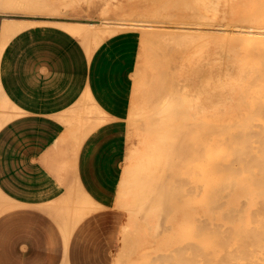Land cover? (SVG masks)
Returning a JSON list of instances; mask_svg holds the SVG:
<instances>
[{
    "label": "crops",
    "instance_id": "1",
    "mask_svg": "<svg viewBox=\"0 0 264 264\" xmlns=\"http://www.w3.org/2000/svg\"><path fill=\"white\" fill-rule=\"evenodd\" d=\"M17 1L58 9L55 1ZM32 17L0 22L10 26L0 49V264H207L206 234L177 232L175 216L169 231L126 233V212L115 207L140 32L114 31L88 45L57 25L24 27L43 18Z\"/></svg>",
    "mask_w": 264,
    "mask_h": 264
},
{
    "label": "rangeland",
    "instance_id": "2",
    "mask_svg": "<svg viewBox=\"0 0 264 264\" xmlns=\"http://www.w3.org/2000/svg\"><path fill=\"white\" fill-rule=\"evenodd\" d=\"M50 1H55L56 4L58 5V9H55V10H36L35 12L32 9V12H31L30 11L31 8L30 9H24L25 6L17 7L16 5L15 6L12 5L14 7L9 6L8 8H6V7H2V6H4L2 4V5H0V16H1L0 21H2L3 18H9V19H12L13 21H18V20H22V19H26V18H35V17H32V15H57V16H59L58 18H60V17L61 18L75 17V18H80L81 20L96 19L98 21V25L95 24L94 25L95 28L92 27L90 33H88L89 31H86V36L85 35L83 37H82V35L77 36L76 34H74L71 31L78 39H80L83 42H86L88 45L93 44V42H94V39L92 37H90L91 35H93L91 33H93V32L94 33L95 32L101 33L102 32L99 30L101 27H103L102 26L103 22L101 20L104 18H110L109 20H110L111 24L112 23L115 24L117 20L122 21L125 18H128L127 20L125 19L124 22H129L130 24H133V25L137 24V23L139 24L141 22L143 23L145 19L149 18L148 19L149 21L144 22V23H145V25L146 24L151 25V27H150L151 30L152 29H154L156 31L159 30V31H162L161 33H163V31H164V33H168L169 31L173 32V30L175 31V33H176V31H179V33H180V31H182L183 33H185L183 36H185L186 38H188L190 35V34L187 35L188 32L193 33L192 36L193 35L195 36V34L200 35V36L197 35L198 37L195 36V37H197L195 39V41H194L195 37L194 36L191 37V38H193V40L191 38L190 39L192 41H194V42H192L189 40V38H188V40L186 38H183V36L180 35L182 32L180 34L178 33L182 37H179L178 35L175 36L176 34H174V32H173V34H174L173 35V34H171L172 33L171 32L170 33L171 38H168L167 36L170 35L169 33H168L169 35L165 36V34H160V32H159V34L156 31L153 32V30L151 32V30L149 28V29H147V31L149 30L148 32L154 36H153V39H152V36L148 37L149 43L147 40V43H148L147 44L143 40V38L145 37L144 39L146 41L147 36H149L148 35L149 33H147V31H144L146 28L141 27V26H138L139 28H137V26H134L135 27L134 29H137L140 32L141 44H140V54H139V58H138V63L136 65V69H135V73H134V92H133L132 100L133 99L134 100L136 99V100L135 101L133 100V104H132L130 114H129V117L127 120L128 140H129V155H128V159H127V162H126L124 169H126L127 166L132 162L131 160L134 161V162H132V164L135 163L136 157L138 158L139 157L138 155L141 154L143 151L144 146H143L141 141H142V137L144 135V134L142 135V133L145 131L144 128L145 129L147 128V130H148V129H150V127H152L154 130V131L151 130L153 134H154V132L157 133L159 130L158 133L161 132L162 134L160 133V135L165 137L164 139L166 141L165 140L164 141L159 140V141H162V142H159V141H157L158 139L156 140V144L158 143L159 146L163 145L164 148H162L160 151L163 150L164 154L162 152H160L157 147H156V149H157L156 153L157 154L161 153V156L162 155L166 156V153H167V157H166L167 159L165 157L160 158V154H159L158 155L159 158L157 157L158 161L156 158H153V160L152 159L149 160L150 162L149 161L146 162V166L148 168V169L146 168V172L151 173V174L153 173V175L155 176V179L153 177L154 180L151 179V181H150V183H153L154 186H153V184L151 186L150 183L148 182V184H146L145 187H142L141 190H144V188H146V190H144L145 194L142 193L143 191L142 192L140 191V188H135V191H137L136 189H139V192H140L139 195H137L139 193L138 191L136 193V196H137L136 198H138V199H136V202L134 201V199H135L134 196H133V198L131 197L133 199V201H131V202L135 203V204H133V205L128 204V206L126 204L122 205V207L126 206V210L121 207L124 211H126V220H125V224L123 227V232H126V233L127 232H152V231L156 232L157 230L159 231V229H160V231H169L167 226L166 227H164V226L168 222L167 220L169 219V217L171 218L172 216H175L176 222H177V224H176V228H177L176 231L177 232L196 233L195 230L198 227V223L199 224L203 223L202 224V225H204L203 226L204 228L202 227L203 230L198 231L197 233L202 232V234H206V235H204V238H207V240H205L204 242L202 241V243H205V242L206 243H205V245L202 246V249H204V250L201 253L204 254L203 257H205V253H207V259H208L207 264H264V220H263L264 219V214H263L264 213V194H263L264 193V180H263L264 179V175H263L264 174V164H262V166L261 165L260 166L255 165V163H257V162H255L256 160L254 161L255 156H254V159L252 157V155L254 154L255 151L257 153H259L260 151L258 152V150H262L261 149L262 147L260 145L263 144L262 142L264 140V139L263 140L260 139L263 135V134L261 135L260 133L262 132V130L264 131V125H263L264 124V105H261L264 103V43L263 42L259 43L260 41H258V42L256 41L257 36H260V34H257L256 31L263 30V28H264V26H263L264 25L263 24L264 23V18H263V16H264V11H263L264 10L263 9L264 8V0H212L211 3H207L208 2L207 1L206 2L207 4L204 2L206 0H204V1L203 0H177V1L176 0H49V2ZM62 1H64V2H62ZM168 1H171V2H169V5H168ZM189 1L192 3V5H191V3H189V5H188L187 2H189ZM256 1H258V2L256 3ZM61 2H62V4L60 5ZM164 2L167 4L164 5L163 4ZM157 3H160V4H158L160 6H158ZM161 5L165 6V8H166L165 11L161 10L163 8V7H161ZM167 5L169 6V9H168ZM106 7L110 8V10H111L110 12H112V10L116 11V12H112L109 15H107L108 17H105L106 15H104L103 12H104V9ZM129 7H130V10H128ZM170 7H171V9H170ZM156 8H158V9H156ZM159 8L161 11L159 10ZM155 9H156V11H155ZM167 10L171 11V12H168ZM260 10H262V11H260ZM150 11H151V13H150ZM154 11L155 12L158 11L157 13H159V14L155 13ZM145 12H147V13H145ZM190 12H192V13H190ZM251 12H253L255 14L251 15L252 14ZM260 12L261 13L263 12V13L261 14ZM137 13H138V15H137ZM169 13H171V15ZM131 14H133V15L135 14L137 16L135 17V16H132ZM165 14L168 17H166ZM184 14L186 17H184ZM256 14L258 15L259 18L257 17ZM139 15H142V16L138 17ZM157 15H158V17H157ZM159 15H161V16L163 15V16L159 17ZM189 15L190 16L193 15L194 17L190 18ZM57 16H55V17H57ZM200 16H201V18H199ZM121 17H122V20L118 19ZM134 17L138 18V19H136L137 22L136 21L134 22V20H135ZM143 17H144V20H142ZM151 17H154V20L150 19ZM156 17H157V19H156ZM164 17H166V18H164ZM187 17H189V18H187ZM36 18H38V17H36ZM168 18H169V20H168ZM185 18L188 20V22L187 21L185 22V20H186ZM197 18H199V19H197ZM114 19L115 20L117 19V20L114 21ZM163 19H165V20H163ZM206 19L207 20L209 19L208 20L209 22ZM151 20H152V23L150 22ZM162 20L165 24L163 22H161ZM189 20H191V21L193 20L192 23H189ZM202 20L207 21L209 24L206 22H203ZM100 21L102 23H100ZM139 21H141V22H139ZM157 21H159V22L157 23ZM155 22H156V24H155ZM176 23H178L179 27ZM186 23H188V25ZM204 24H206V25H204ZM210 24H211V26H210ZM45 25H49V24H45ZM157 25L160 28H158ZM222 25H224V26L222 27ZM112 26L115 27V25H112ZM152 26H154V27L152 28ZM165 26H166L167 30H166ZM140 27L144 28V29H141ZM171 27H173V29ZM183 27H184V30H186L187 32L183 30ZM195 27H196L195 30H198V28L201 29V27H202L201 30H198L200 33L198 31H196V33H194L195 30L193 29L194 30L193 31L192 28H195ZM131 28H133V27H131ZM175 28H177V29H175ZM188 28H190V30ZM203 28L204 29L205 28L210 29L209 30L210 32H211V29L214 28V30L212 31V33L208 32V30H207V34L208 33H210V34H208V36L205 37L206 29L204 31ZM115 29H116V30H114L115 32L119 31V30H123V28L120 29L118 27H116ZM125 29H130V27H128V28L124 27V30ZM221 29H223L224 31ZM141 30H143V32ZM218 30H220V31L217 33L216 31H218ZM226 30H229V31H226ZM249 30H251L252 32H247ZM166 31H168V32H166ZM201 31L203 33H201ZM214 32L217 35L213 34ZM222 32H224V33H222ZM202 34H204V35H202ZM106 35L107 34H105V36ZM159 35H160V38L158 37ZM161 35H164V36H161ZM87 36H88L89 40H87ZM173 36H175V37H173ZM102 37H104V35ZM172 37H173V39H172ZM176 37L177 38L179 37L180 41L184 44L179 42L178 39H177L178 42L176 40H174V38L176 39ZM200 37L201 38L203 37V39L201 40ZM156 38H158L157 41H156ZM164 38H167V39H164ZM182 38H183V41H182ZM154 39L156 42H154ZM169 39H171V40L169 41ZM184 39H186V40H184ZM150 41H152V42H150ZM158 41H159V43H158ZM185 41H186V43H185ZM199 41H201L202 44L204 41L205 42L204 45L202 46L201 43L195 44V42H199ZM6 42H7V40L4 42V44ZM88 42H90V43H88ZM189 42L191 43L190 44L191 47H189V45H188ZM176 43H177V46H176ZM158 44H160V45L158 46ZM145 45H146V47H145ZM154 45H155V47H154ZM261 45H263L262 48H259ZM187 46H188V48H186ZM163 47H164V49H163ZM174 49H176V50H174ZM156 50H157V52H156ZM163 50H165V51H163ZM193 52H195L196 56L194 55ZM190 53H192V55ZM188 54H189V56H188ZM190 55L192 56V60H190L191 59ZM170 56H172V57H170ZM153 57H154V59H153ZM159 57H160V59H159ZM194 57H195V59H194ZM161 58H162V60H161ZM171 60H174V61H171ZM187 60H189L190 62L186 66V63L188 62ZM169 61L171 62L170 64H169ZM191 61H192V63H191ZM193 61H195L194 62L195 64L193 63ZM162 62H164V63H162ZM149 63L152 64L151 65L152 68L150 67ZM139 66H140V68L137 71V68ZM194 67H195V69H194ZM190 68H192V69H190ZM218 68H220V69L218 70ZM183 69L186 70L187 72H184ZM189 69L191 72L189 71ZM204 70H206V71L204 72ZM207 71H208V74H207ZM139 72H142L143 74L146 73V74L142 75V73L140 74ZM217 72H219V73H217ZM196 74H197V77L199 79V80H197V83L199 82V84H197L196 81H194L195 79H197V77H195ZM198 74H200V76ZM141 75H142V77L143 76L144 77L143 78L139 77ZM218 75H220V76L222 75V76L219 77ZM157 77H158V82L156 79ZM190 77L192 80L189 79ZM209 77H211V78H209ZM136 78L138 81L136 80ZM138 78L139 79L141 78L142 80L145 79L144 81H146V87H148L147 90H146L145 86H143V85L137 84V86H136V81H137V83H139V81H140ZM148 78H149V80H148ZM187 79L192 81L193 84L190 85L191 83ZM142 80L140 81V83L144 82ZM203 80H205V81H203ZM154 81H155V83H154ZM185 81L189 82V85H190L189 87H191L193 90L188 88L187 82H186V85H184L185 88L184 87H182L183 89L181 88V86H183L182 84H184ZM156 83H158V84L163 83V84L159 85L160 88H163L162 91L159 88L158 84L156 85ZM194 83H196V84H194ZM147 84H148V86H147ZM138 85H140V86L138 87ZM193 85H196V86H194V88H193L192 87ZM212 85H214V86L212 87ZM142 86H143V88H145L143 92H141V90L143 89ZM140 87L142 89H139ZM135 88L139 89L140 91L137 89L135 91ZM156 88H159V89L156 90ZM186 90H188L190 93L195 94V95L193 94L194 96H192L190 98L191 100L189 99V97L191 95ZM195 90H196V92H195ZM137 91H139V92H137ZM140 92L142 93L141 95H140ZM146 92H147V94H146ZM187 92H188V94H187ZM138 93H139V96H138ZM183 93L185 95H187L188 98L185 95H182ZM134 96L137 98H134ZM153 96H156V97L153 98ZM161 96L163 99H161ZM166 97H168V98H166ZM156 98H157L158 102H155ZM164 98L166 101L167 100L173 101V103L174 104L176 103V105L182 99L181 100L182 104H183L182 106H184L183 110L185 111V112H183V114H186V113L187 114L183 116V114L178 113L177 111L176 112L178 114H181V116L184 118H181L180 116H178L179 118L177 117V119H174L171 116L172 113H170V115H169V116H171V118L168 116L167 113H164L161 117V115H159L158 113H155V112H157V109H156L157 106L159 107V104L161 105V101L163 102ZM171 98H173V99H171ZM192 98H194V99H192ZM159 99H161V101ZM146 100H147V102H146ZM192 102H193V104H192ZM257 102L259 104H257ZM150 103H152V104H150ZM248 103H251V104H248ZM190 105H192V106L189 107ZM153 106H155V108ZM186 106H188V108ZM194 106L195 107L197 106L198 108L197 107L196 108L199 109L200 111L199 110L197 111V109H194ZM200 106H201V109H200ZM137 107H139V108L141 107L140 109L143 112H141L139 110V108H137ZM176 107H179V106H176ZM147 108L148 109L150 108L149 110L152 113H150L149 110L147 111ZM177 109H179V108H177ZM180 110H181V108H180ZM189 112L190 113L192 112V113L189 114ZM154 114H158V117H157V115H154ZM165 114H167V117L169 120L166 118ZM150 115L153 116L151 118L152 121L150 120V117H151ZM145 116H147V117H145ZM163 116H164V118H163ZM140 118L142 119V121L140 120ZM158 118H161V120ZM165 118H166V120H165ZM234 118H236L237 120H233ZM148 119L150 120L151 123L149 122ZM181 119H183L184 124L182 123ZM186 121L189 122V124L191 123V126H193V128ZM138 122H141V124ZM144 122H146V124ZM177 122H179L180 124ZM156 123H158V124H156ZM161 123H162V125H160ZM163 124L165 125V127H164L165 129L164 128L162 129V127L164 126ZM178 124H179V129L177 128L178 130H175L176 129L175 127H178ZM154 125H156V129H154L155 128ZM157 125H158L159 129H157ZM173 125H175V126H173ZM185 125H187V127ZM260 125H261V129H260V127L258 128V126H260ZM245 126H247V127H245ZM166 127H167V129H166ZM183 128H186V129L184 130ZM194 128H195V130H194ZM187 129H189V130H187ZM197 129L200 132L197 131ZM141 130H143V132ZM162 130H164V132L167 134L165 135V133H163ZM239 130L244 131V133L249 132L250 130H251V132L247 133V134H244L242 132L244 135H239V134H241ZM257 130L261 131V132H258L260 134L259 135L260 138L258 137V134L255 133V131H257ZM188 131H189V133H188ZM235 132H236V134L239 133L237 135V137L234 134ZM156 133L154 135L152 134L153 139L154 138L156 139V136H155ZM176 134H178V135L176 136ZM231 134L234 135V138L235 137L238 138V140L235 138L236 141L233 140V142L230 143V141H232V139H230L232 136ZM191 136H193L194 138L192 137V139H190ZM238 136H241V137L244 136V138L241 139ZM256 137L259 140H257ZM175 138H177V139H175ZM199 138H200V140H199ZM168 139H169V141H168ZM182 139L184 142H182ZM176 140L177 141L180 140V141L177 142ZM187 140L188 141L192 140L191 141L192 143L188 142ZM167 141L169 143L171 142L170 144L172 146L166 144V143H168ZM196 141H199L201 143V145L198 144L199 142H196ZM163 143L166 144V146H164ZM189 143L191 144V146ZM228 143H229V145H231V144L232 145L229 146ZM174 145H176L177 147ZM186 145L188 146V148ZM167 146L170 147V149L169 148L167 149ZM263 146H264V144H263ZM173 147H174V150H171ZM250 147H251V149H253L254 147L256 149H257V147L258 148L261 147V148L258 150L253 149V151H252V150H250ZM185 148H187V149H185ZM164 149L167 151L165 152ZM189 149L192 150V153L190 152L191 150H189ZM245 149H248V150H245ZM176 150H177V152H180V153H178L177 155L174 154V156H176L178 158L180 157V158L178 159V158L174 157V159L176 158V159H178V161L183 159V161L181 160L182 162L180 161V163L178 161L172 160L173 153H177ZM185 150L187 152L189 150L190 153L188 154L187 152H185ZM263 150L261 151L262 153H264ZM147 151L148 150H144V153L141 155H144V154L147 155L148 154ZM171 151H173V153H171ZM248 151L253 152V154L247 153ZM181 152H182V154H181ZM241 152L242 153L246 152L245 154H249V155H243ZM131 153H132V155H131ZM183 153L186 154L185 156H183L185 159L183 157H181L182 155H184ZM238 153H240V154L238 155ZM179 154H181V155L179 156ZM201 154H203L202 155L203 157L200 156ZM241 154L243 157L242 160L245 159L247 156L248 157L250 156V157H252V161H254L255 163H253L251 161V163H253V164H251L250 163L251 158L249 157L250 160H248V158H247L248 161H245V162L242 161L244 163V164L242 163L244 165V167L241 166L242 164H240V162L238 160H236L238 157H241L240 156ZM169 155H172V157ZM254 155H259V154H254ZM155 156H157V155H155ZM186 156H188V158ZM244 156H245V158H244ZM145 157H147V156H145ZM191 157H192V159H191ZM259 157H260V155L257 158L258 162L264 163L263 161H259L260 159H264V158H259ZM261 157H264V155L263 156L261 155ZM162 158H163V160H162ZM164 158L167 161H164ZM193 158H195V159H193ZM198 158H200V159H198ZM154 159H156V160H154ZM187 159H189V162L187 161ZM233 159H234V161H233ZM160 160H162L161 162H163V161L165 162V163L164 162L162 163V166H161ZM170 160H172V161H170ZM184 160H186L187 163L184 162ZM230 160H231L232 165L235 164L234 162H236V163L239 162L238 165H240L239 167H242V168L239 169V167H238V169L235 170L234 168H237V166L235 167L233 165V168H230L229 170L227 168H225L224 170H219V171L216 170L215 166L217 164H220L219 161H221V164H222V162L230 161ZM152 161H153V163H152ZM195 162H196V164H195ZM148 163L151 166L150 169L148 167ZM171 163H173L174 166L172 164L171 168H170ZM177 163H179V165H178V167L176 166L177 168H175V165H177ZM183 163L186 164L185 168H183V170L185 169L184 171L182 170L183 166H181V164H183ZM199 163H200V165H199ZM225 163H227V162H225ZM228 163H230V162H228ZM155 164H157V165H155ZM156 168L157 169L159 168V169L157 170ZM165 168H167V169H165ZM168 168H170V169H168ZM179 168H181V169H179ZM197 168L201 169V174L199 171L200 169H197ZM171 169L178 170L177 172L179 174L175 175V174H177L176 170H175V173H173V175H175L176 177H174L170 171ZM159 170H160V172H158ZM163 170L169 173L168 174V173L164 172L165 174H167V177L169 175L168 178L165 177V178H167L165 181L163 180L165 178H162V176L164 174ZM174 170H173V172H174ZM181 170H182V172H181ZM157 173H158V175L159 174L160 175L156 176ZM187 173H189V174L187 175ZM253 174H254V176H253ZM153 175H151V176H153ZM182 175H184V176H182ZM171 176L174 178V180H175V178L180 179L179 183L180 182L182 183L183 181H185L184 179H186V178L187 179L189 178V180H190V176H191L192 177L191 179L193 180V182L195 181L194 184H196V185L198 184L199 186H201V188H198V185L196 187V185H193L192 181H191L192 183L189 184L188 183L189 180L187 181V179H186V181L184 182L185 184H182L181 189L183 188L185 190L186 187H184V185L188 186L189 190L187 189L188 192L186 190L187 194L190 191V185L191 184L193 185V187L195 186V188H198V190H200V189L201 190L198 191L196 189L197 190L196 191L195 188H192V186H191V192L193 190V192H192L193 194H191V192H190V194L193 196L188 194L189 198L186 199V198H184V197H186V193H185V195L182 198H180V199L184 198L185 201L184 200H182V201L178 200L180 203L177 201V203L175 205L174 204L172 205V203H170L171 201L169 199H167V197H172V195H173V197L174 196L176 197V195L181 197L179 195L180 190H181L179 188V185H181V183L180 184L178 183L179 185L178 184L176 185L175 183L172 184L171 181L169 180V178ZM177 176H179L180 178ZM195 176H196V179H194ZM161 178H162V180H161ZM173 178L171 180H173ZM178 179H177V181H174V182L177 183ZM254 180H256V182ZM153 181H155V182H153ZM159 181L161 182V185L159 184L160 183ZM163 181L165 182V185H162V183H164ZM166 181H168V182L170 181V184H168ZM155 184H158V186H156ZM174 184L176 185L175 188H173ZM228 184H229V186H228ZM170 185L173 188L172 190H174L173 191L174 194H173L172 190H170L171 188L168 187ZM204 185L206 186L207 189L205 188ZM150 186H151V188H150ZM164 186H167V188H168V189L166 188V192H165V197L167 200L165 199L162 203L161 197L162 196L164 197V194H160V193L156 192L155 190H156V188H159V187L161 189ZM148 187L150 188V190ZM176 187L178 188L177 189L178 192L176 190ZM154 188H155V190H154ZM243 188H244V190H243ZM256 190H258V191H256ZM152 192H155L156 194L152 193ZM176 192H177V194H176ZM181 192H183V190ZM146 193L149 196H147ZM151 193L154 197L150 195ZM166 193L169 194V196H166L167 195ZM256 193H258V194L260 193V195H258ZM195 194H197V195H195ZM201 194H203V195L205 194L204 195L205 197H203V195H201ZM216 194H217V197H216ZM156 195H158V197H160V198L158 199V197ZM244 195H246L248 198L246 196H245L246 198H243ZM261 195H263V196H261ZM150 196L153 197L155 199V201ZM214 196L217 198L216 200H219V198H221L222 200L220 199L221 201L219 200L220 201L219 203L216 201L212 202V200H210V199L215 198ZM143 197H146V198H143ZM179 197H178V199H179ZM224 197L227 198L226 199L227 201L224 200L225 199ZM236 197H239V198L235 199ZM251 197H254V198L251 199ZM259 197H262V199ZM148 198H149V200H148ZM240 198H243V199L240 200ZM255 198H257L258 200ZM142 199H143V203L141 201ZM254 199H255V205L253 204ZM137 200L140 201L141 204L140 205L138 204V205L141 207H138V205L136 206ZM196 200H198V201H196ZM242 200H244V201H242ZM256 200L258 201L257 204H256V202H257ZM129 201H130V199H129ZM165 202L167 203V206L169 205L168 207L166 206V204H164ZM147 203L149 204V206ZM183 204L188 206L189 211L186 214L184 213V214L178 215L179 208L186 207ZM209 204H210V206L208 207ZM230 205H232V206L230 207ZM155 206H158V207L155 208ZM216 206H217V208H216ZM254 206H258L259 209H258V207L255 208ZM133 207H135V210H133L134 212L133 213L128 212L130 209L131 210L134 209ZM137 207H138V209H140V210L142 209V210L141 211L138 210ZM146 207H147V211H146ZM166 207H167L168 212H166ZM212 207H214V208H212ZM188 208H187V210H188ZM224 208H226L227 210ZM127 209H129V210L127 211ZM148 209H150L149 212H148ZM153 209H155L156 212ZM240 209L242 210V213H241ZM251 209H252V211H249ZM211 210L215 212L214 215H213L214 212L212 213ZM239 210H240V213L243 214V216L239 213ZM135 211H136L135 216H138V217H136L134 219L138 220L139 221L138 223H137V221L133 220L132 216L129 217L130 215H133L135 213ZM139 212H141V215ZM196 212L197 213L199 212L200 214L199 213L197 214ZM216 212H217V214H216ZM234 212H236V214ZM261 212H263L262 215H260ZM129 213H131V214H129ZM143 213H144V215H143ZM152 213H153V215H152ZM156 213H158L157 214L158 218L160 217L161 221L157 219ZM146 214H147V216H146ZM149 215L152 217H150ZM230 215H232V217ZM233 215H235V216H233ZM196 216L199 218L203 217L205 219L202 220V218H200L202 221H199L200 219L197 218ZM252 216H253V218H252ZM261 216H262V218H261ZM153 217H155V218H153ZM240 217H241V220H240ZM162 218L164 221L162 220ZM148 219H150L149 222H148ZM232 219H233V222H232ZM156 221L158 223L159 222L160 223L157 224V223H155ZM141 222H143V223H141ZM144 222H146V224ZM131 223H133V226L136 228L133 229V226L131 225ZM135 223L138 225L136 226ZM152 223H154V224H152ZM210 224H211V226H210ZM147 225H148V227H147ZM157 225H159V226L157 227ZM231 226L234 230L231 228ZM254 226H258V229H257V227L255 228ZM144 227L145 228L147 227V228L145 229ZM127 228L129 229V231L127 230ZM156 228H158V229H156ZM210 228L211 229L213 228V229L211 230ZM143 229H145V230H143ZM242 229H243V231H245V229H246L247 232L249 230V232L248 233L243 232ZM216 232L220 236H218L216 234ZM260 233H262V234H260ZM259 239H260V241H259ZM223 243H225V244H223ZM252 246H253V248H252ZM220 254H222L221 257H220ZM203 257L201 256V258H203ZM244 258H246V259H244ZM200 262L203 263V261H200Z\"/></svg>",
    "mask_w": 264,
    "mask_h": 264
},
{
    "label": "bare ground",
    "instance_id": "3",
    "mask_svg": "<svg viewBox=\"0 0 264 264\" xmlns=\"http://www.w3.org/2000/svg\"><path fill=\"white\" fill-rule=\"evenodd\" d=\"M176 1H177V0H176ZM203 1H204V0H203ZM207 1H208V2H207ZM156 2H157V1H156ZM165 2H166V1H165ZM165 2L163 3L164 5L167 4V3H165ZM169 2H171V1H168V5H169ZM204 2H205V3H206V2H207V3H211L212 0H206V1H204ZM257 2H258V1H256V3H257ZM2 3H5L6 8H8L9 6H10V7H14L15 5H16L17 7H19V6H21V7L25 6L24 9H30V8H31V6H29V5H27V4H23V3H21V2H19V1H17V0H2ZM185 3H186V2H185ZM187 3H188V5H189V3H191V2L189 1V2H187ZM187 3H186V4H187ZM207 3H206V4H207ZM254 3H255V2H254ZM70 4H71V3H70ZM158 4H160V3H157V5H158ZM163 4H162V5H163ZM12 5H14V6H12ZM162 5H161V7H163V8H162L161 10H162V11H165L166 8H165V6H162ZM168 5H167V6H168ZM191 5H192V3H191ZM191 5H190V6H191ZM203 5H204V4H203ZM158 6H160V5H158ZM158 6H157V7H158ZM190 6H189V7H190ZM261 6H262V5H261ZM186 7H187V6H186ZM192 7H193V6H192ZM123 8H124V7H123ZM127 8H128V7H127ZM193 8H194V7H193ZM259 8H260V7H259ZM20 9H21V8H20ZM22 9H23V8H22ZM32 9H33L34 12L37 10V9L31 8V10H30L31 12H32ZM156 9H158V8H156ZM156 9H155V11H156ZM168 9H169V6H168ZM170 9H171V7H170ZM261 9H262V8H261ZM263 9H264V8H263ZM39 10H40V9H39ZM122 10H123V9H122ZM122 10H121V11H122ZM128 10H130V7H129ZM159 10H160V8H159ZM161 10H160V11H161ZM191 10H192V9H191ZM110 11H111V10H109V7H106V8L104 9V12H103V13H104V15H106L105 17H108L107 15H109V14L112 13V12H116V11H113V10H112V12H110ZM131 11H132V10H131ZM155 11H154V12H155ZM160 11H159V12H160ZM167 11H168V10H167ZM260 11H262V10H260ZM263 11H264V10H263ZM157 12H158V11H157ZM157 12H155V13H157ZM168 12H171V11H168ZM192 12H193V11H192ZM192 12H190V13H192ZM207 12H208V11H207ZM258 12H259V11H258ZM124 13H125V12H124ZM133 13H134V12H133ZM145 13H147V12H145ZM150 13H151V11H150ZM155 13H154V14H155ZM251 13H252L251 15L255 14V13H253V12H251ZM260 13H261V12H260ZM260 13H259V14H260ZM262 13H263V12H262ZM262 13H261V14H262ZM126 14H127V13H126ZM157 14H159V13H157ZM169 14L171 15V13H169ZM188 14H189V13H188ZM247 14H248V13H247ZM249 14H250V13H249ZM127 15H128V14H127ZM131 15L136 17V16L138 15V13H137V15H135V14H134V15L131 14ZM146 15H147V14H146ZM165 15H166V14H165ZM256 15H257V14H256ZM120 16H121V15H120ZM141 16H142V15H139L138 17H141ZM152 16H153V15H152ZM155 16H156V15H155ZM155 16H154V17H155ZM162 16H163V15H162ZM162 16L159 15V17H162ZM189 16H190V15H189ZM204 16H205V15H204ZM206 16H207V15H206ZM41 17H43V18H42V19H39V18H38V20L27 21V23L24 24V27H29V26L34 25V24H42V23H43V24H53V25H58V26L62 27L63 29L65 28V29H67V30H70V31H72L73 33H75L77 36L82 35V37H83L84 35L86 36V31H89L88 33H90L91 28L94 27L95 24H97V23H94V22H87V23H85V22H70V21H63V20L60 21V20L55 19V18H58V17L52 16V15H41ZM128 17H129V16H128ZM135 17H134L135 20L133 19L134 22L136 21V19H138V18H135ZM154 17H151L150 19L154 20ZM157 17H158V15H157ZM157 17H156V19H157ZM166 17H168V16L166 15ZM166 17H164V18H166ZM184 17H186L185 14H184ZM191 17H194V16L192 15V16H190V18H191ZM257 17H258V15H257ZM257 17H256V18H257ZM130 18H131V17H130ZM130 18H129V19H130ZM187 18H189V17H187ZM199 18H201V16H200ZM199 18H197V19H199ZM202 18H203V17H202ZM258 18H259V17H258ZM263 18H264V16H263ZM109 19H110V18H104V19L101 20V21L103 22V24H102L103 27H101L100 30H99V31H102L101 33H99V32H98V33H97V32H95V33H94V32L91 33V34H93V35H91L90 37H92V38L94 39V43L97 44L98 42H100V41L102 40V38H103V37H102L103 35L105 36V34H107V35L111 34L114 30H116V29H115L116 27H118V28H120V29L123 28V30H124V27H125V28H128V27H130V28H131V27L135 28L134 26H137V28H139L138 26H141V27L146 28L144 31H147V29H149V28L151 27V25H149V24H146V25H145L144 22L149 21V20H148L149 18H148V19H145V20H146V21H145V20H144V17H143V19H142V20H144L143 23L141 22V21H142V20H141V21H139V22H141V23H139V24L137 23V24H134V25H133V24H130L129 22H124V20H125V19L127 20L128 18H125L124 20H122V17H121V18H118V19H121L122 21H118L117 19H116V20H117V21H116V20L114 19V21H116L115 24H113V23L111 24V22H110ZM131 19H132V18H131ZM140 19H141V18H140ZM140 19H139V20H140ZM156 19H155V20H156ZM160 19H161V18H160ZM170 19H171V18H170ZM185 19H186V18H185ZM185 19H184V20H185ZM204 19H205V18H204ZM3 20H4V19H3ZM27 20H28V19H27ZM133 20H132V21H133ZM152 20L150 21L151 23H152ZM163 20H165V19H163ZM163 20H162L161 22H163ZM168 20H169V18H168ZM193 20H194V19H193ZM193 20H192V21H193ZM195 20H196V19H195ZM206 20H207V19H206ZM208 20H209V19H208ZM208 20H207V21H208ZM25 21H26V20H25ZM101 21H100V23H102ZM128 21H129V20H128ZM132 21H131V22H132ZM186 21L188 22L187 19L185 20V22H186ZM192 21L189 20V23H192ZM202 21H203V20H202ZM207 21H203V22L208 23L209 21H208V22H207ZM235 21H236V20H235ZM0 22H1V21H0ZM136 22H137V21H136ZM158 22H159V21H157V23H158ZM165 22H166V21H165ZM194 22H195V21H194ZM197 22H198V21H197ZM151 23H150V24H151ZM163 23H164V22H163ZM200 23H201V22H200ZM210 23H211V22H210ZM155 24H156V22H155ZM155 24H154V25H155ZM164 24H165V23H164ZM171 24H172V23H171ZM176 24L178 25V23H176ZM184 24H185V23H184ZM186 24L188 25V23H186ZM197 24H198V23H197ZM208 24H209V23H208ZM208 24H207V25H208ZM263 24H264V23H263ZM112 25H115V27L112 26ZM162 25H163V24H162ZM162 25H161V26H162ZM191 25H192V24H191ZM198 25H199V24H198ZM204 25H206V24H204ZM155 26H156V25H155ZM157 26H158V25H157ZM193 26H194V25H193ZM210 26H211V24H210ZM213 26H214V25H213ZM223 26H224V25H222V27H223ZM263 26H264V25H263ZM141 27H140V28H141ZM153 27H154V26H152V28H153ZM178 27H179V25H178ZM186 27H187V26H186ZM216 27H217V26H216ZM220 27H221V26H220ZM94 28H95V27H94ZM98 28H99V27H98ZM144 28H141V29H144ZM155 28H156V27H155ZM158 28H160V27L158 26ZM163 28H164V27H163ZM165 28H166V26H165ZM165 28H164V29H165ZM171 28L173 29V27H171ZM181 28H182V27H181ZM190 28H191V27H190ZM190 28H188V29L190 30ZM9 29H10L9 23L2 22V24H1V26H0V31H1V36H2V44H1L0 49H2V47H3V45H4V44H3V37L5 36L6 32L9 31ZM156 29H157V28H156ZM161 29H162V28H161ZM161 29H160V30H161ZM175 29H177V28H175ZM193 29L195 30L196 27H195V28H192V30H193ZM201 29H202V27H201ZM201 29L198 28V30H201ZM205 29H206V35H205V37L208 36V34L212 33V31L214 30V28H213V29H211V32H210V31H209L210 29H208V28H205ZM205 29L203 28L204 31H205ZM125 30H126V29H125ZM150 30H151V28H150ZM152 30H153V32L156 31V30H154V29H152ZM152 30H151V32H152ZM157 30H158V29H157ZM162 30H163V29H162ZM166 30H167V28H166ZM183 30H184V27H183ZM194 30H193V31H194ZM198 30H195L194 33H196V31H198ZM207 30H208V32H210V33L207 34ZM221 30H223V29H221ZM119 31H120V30H119ZM141 31L143 32V30H141ZM148 31H149V30H148ZM148 31H147V33H149ZM184 31H186V30H184ZM219 31H220V30H218V31H216V32L218 33ZM223 31H224V30H223ZM226 31H229V30H226ZM84 32H85V33H84ZM156 32H158V34H159V32H160V34H165V36H167V35H169L172 31H171V32H170V31H169V32L166 31V32H168L169 34H168V33H164V31H163V33H161L162 31H159V30L156 31ZM156 32H155V33H156ZM173 32H174V34H176L175 36L178 35L179 37H182V36L185 34V33H183L182 31H180V33L182 32L183 34H182V33L180 34L179 31H176V33H175V31L173 30ZM173 32H172L171 34H173ZM186 32H187V31H186ZM191 32H192V31H191ZM198 32H199V31H198ZM239 32H240V31H239ZM247 32H252V31L249 30V31H247ZM144 33H145V32H144ZM147 33H146V34H147ZM155 33H154V34H155ZM178 33H179L180 35H182V36H180ZM199 33H200V32H199ZM201 33H203V32L201 31ZM222 33H224V32H222ZM232 33H233V32H232ZM256 33H257V34H260V36H257L256 41H257V42L260 41L259 43H262V42L264 43V28H263V30L256 31ZM171 34H170L169 36H167V37H168V38H171ZM174 34H173V35H174ZM186 34H187V33H186ZM189 34H190L191 36H190ZM192 34H193V33H189V32H188V34H187V35H189L188 38H189L190 41L193 40V38H191V37H193L194 35L192 36ZM213 34L217 35L215 32H214ZM213 34H212V35H213ZM88 35H89V34H88ZM144 35H145V34H144ZM148 35H149V36H147L146 41H145V39H144L145 37L143 38L144 42H146V43H147V40L149 39L148 37L152 36V39H153V36H154V35H152V34H150V33H149ZM197 35H199V34H195V36H197ZM202 35H204V34H202ZM218 35H219V34H218ZM161 36H164V35H161ZM175 36H173V37H175ZM195 36H194V37H195ZM199 36H200V35H199ZM158 37L160 38V35H159ZM173 37H172V39H173ZM179 37H178V38L176 37V39L174 38V40L177 41V39H178V41L181 42L180 39H179ZM197 37H198V36H197ZM197 37L194 38V41H195V39H196ZM183 38H186V37L183 36ZM183 38H182V41H183ZM188 38H186V39L188 40ZM190 38H191L192 40H191ZM200 38H201V37H200ZM152 39H151V40H152ZM157 39H158V38H156V41H157ZM164 39H167V38H164ZM186 39H184V40H186ZM202 39H203V37L201 38V40H202ZM87 40H89V39H88V36H87ZM87 40H86V41H87ZM170 40H171V39H169V41H170ZM156 41H155V39H154V42H156ZM163 41H164V40H163ZM167 41H168V40H167ZM172 41H173V40H172ZM172 41H171V42H172ZM176 41H175V42H176ZM178 41H177V42H178ZM194 41H192V42H194ZM142 42H143V41H142ZM150 42H152V41H150ZM252 42H253V41H252ZM148 43H149V40H148ZM148 43H147V44H148ZM158 43H159V41H158ZM166 43H167V42H166ZM181 43H182V42H181ZM185 43H186V41H185ZM196 43H199V44H200L201 41H199V42H195V44H196ZM204 43H205L204 41H203V44L201 43L202 46L204 45ZM144 44H145V43H144ZM155 44H156V43H155ZM182 44H184V43H182ZM190 44H191V43L189 42V43H188L189 47H191ZM193 44H194V43H193ZM149 45H150V44H149ZM151 45H152V44H151ZM159 45H160V44H158V46H159ZM173 45H174V44H173ZM180 45H181V44H180ZM186 45H187V44H186ZM176 46H177V43H176ZM192 46H193V45H192ZM197 46H198V45H197ZM262 46H263V45H261L259 48H262ZM145 47H146V45H145ZM152 47H153V46H152ZM154 47H155V45H154ZM180 47H181V46H180ZM171 48H172V47H171ZM186 48H188V46H187ZM201 48H202V47H201ZM155 49H156V48H155ZM163 49H164V47H163ZM151 50H152V49H151ZM174 50H176V49H174ZM163 51H165V50H163ZM171 51H172V50H171ZM194 51H195V50H194ZM156 52H157V50H156ZM174 52H175V51H174ZM185 52H186V51H185ZM185 52H184V53H185ZM195 52H196V51H195ZM195 52H193V53H194V55L196 56ZM197 52H198V51H197ZM166 53H167V52H166ZM178 53H179V52H178ZM178 53H177V54H178ZM155 54H156V53H155ZM168 54H169V53H168ZM171 54H172V53H171ZM171 54H170V55H171ZM190 54L192 55V53H190ZM166 55H167V54H166ZM183 55H184V54H183ZM183 55H182V56H183ZM191 55H190V56H191ZM211 55H212V54H211ZM159 56H160V55H159ZM188 56H189V54H188ZM155 57H156V56H155ZM164 57H165V56H164ZM170 57H172V56H170ZM149 58H150V57H149ZM151 58H152V57H151ZM165 58H166V57H165ZM175 58H176V57H175ZM190 58H191L190 60H192V56H191ZM153 59H154V57H153ZM153 59H152V60H153ZM159 59H160V57H159ZM194 59H195V57H194ZM156 60H157V59H156ZM161 60H162V58H161ZM163 60H164V59H163ZM153 61H154V60H153ZM153 61H152V62H153ZM171 61H174V60H171ZM187 61H188V62L186 63V66H187L188 63L190 62L189 60H187ZM160 62H161V61H160ZM194 62H195V61H193V63H194ZM162 63H164V62H162ZM170 63H171V62L169 61V64H170ZM191 63H192V61H191ZM149 64H150V63H149ZM194 64H195V63H194ZM194 64H193V65H194ZM151 65H152V64H150V67H151ZM190 65H191V64H190ZM203 66H204V65H203ZM191 67H192V66H191ZM139 68H140V66L137 68V71H138ZM151 68H152V67H151ZM164 68H165V67H164ZM187 68H188V67H187ZM192 68H193V67H192ZM192 68H190V69H192ZM203 68H204V67H203ZM203 68H202V69H203ZM147 69H148V68H147ZM190 69H189V71H190ZM194 69H195V67H194ZM205 69H206V68H205ZM207 69H208V68H207ZM219 69H220V68H218V70H219ZM183 70H184V69H183ZM187 70H188V69H187ZM210 70H211V69H210ZM139 71H140V70H139ZM148 71H149V70H148ZM154 71H155V70H154ZM205 71H206V70H204V72H205ZM213 71H214V70H213ZM220 71H221V70H220ZM184 72H187V71L184 70ZM190 72H191V71H190ZM215 72H216V71H215ZM225 72H226V71H225ZM139 73L141 74L142 72H139ZM150 73H151V72H150ZM195 73H196V72H195ZM200 73H201V72H200ZM217 73H219V72H217ZM220 73H221V72H220ZM144 74H146V73H144ZM144 74L142 73V75H144ZM207 74H208V71H207ZM142 75L139 76V77H142ZM147 75H148V74H147ZM159 75H160V74H159ZM159 75H158V76H159ZM198 75L200 76V74H198ZM215 75H216V74H215ZM218 76L221 77L222 75H221V76L218 75ZM229 76H230V75H229ZM143 77H144V76H143ZM143 77H142V78H143ZM151 77H152V76H151ZM195 77H197V74H196ZM152 78H153V77H152ZM165 78H166V77H165ZM209 78H211V77H209ZM138 79H139V78H138ZM156 79H157V82H158V77H157ZM185 79H186V78H185ZM189 79L192 80L191 77H190ZM189 79H187V80L191 83L190 85H192L193 82L190 81ZM136 80H137V78H136ZM139 80L141 81L142 79L140 78ZM144 80H145V79H143L142 81H144ZM148 80H149V78H148ZM162 80H163V79H162ZM181 80H182V79H181ZM197 80H199L198 77H197V79H195L194 81H196V83H197ZM206 80H207V79H206ZM219 80H220V79H219ZM137 81H138V80H137ZM137 81H136V86H137V84L143 85V86H145V88H146V90H147L148 87H146V81H144L145 83H144V82H141L142 84L140 83V81H139V83H137ZM151 81H152V80H151ZM203 81H205V80H203ZM147 82H148V81H147ZM149 82H150V81H149ZM152 82H153V81H152ZM186 82H187V81H185V83L182 84L183 86H181V88L184 87V85H186ZM189 82H187V84H188L187 86H188V88L192 89L191 87H189V86H190V85H189ZM210 82H211V81H210ZM154 83H155V81H154ZM154 83H153V84H154ZM196 83H194V84H196ZM213 83H214V82H213ZM216 83H217V82H216ZM144 84H145V85H144ZM157 84H158V83H156V85H157ZM161 84H163V83L158 84V86L161 85ZM197 84H199V82H198ZM214 84H215V83H214ZM140 85H138V87H139ZM209 85H210V84H209ZM136 86H135V87H136ZM143 86H142V88H143ZM147 86H148V84H147ZM150 86H151V85H150ZM164 86H165V85H164ZM169 86H170V85H169ZM194 86H196V85H193L192 87L194 88ZM198 86H199V85H198ZM213 86H214V85H212V87H213ZM138 87H137V88H138ZM156 87H157V86H156ZM199 87H200V86H199ZM249 87H250V86H249ZM137 88H135V91H136ZM142 88L140 87L139 89H142ZM145 88H143V89L141 90V92H143ZM149 88H150V87H149ZM153 88H154V87H153ZM153 88H152V89H153ZM159 88H160V86H159ZM159 88H156V90H158ZM169 88H170V87H169ZM184 88H185V87H184ZM139 89H137V90H139ZM160 89H161V91L163 90V88H160ZM179 89H180V88H179ZM182 89H183V88H182ZM247 89H248V88H247ZM154 90H155V89H154ZM156 90H155V91H156ZM176 90H177V89H176ZM192 90H193V89H192ZM248 90H249V89H248ZM139 91H140V90H139ZM139 91H137V92H139ZM151 91H152V90H151ZM161 91H160V92H161ZM179 91H180V90H179ZM186 91H188V90H186ZM141 92H140V95L142 94ZM153 92H154V91H153ZM188 92H189V91H188ZM188 92H187V94H188ZM195 92H196V90H195ZM148 93H149V92H148ZM185 93H186V92H185ZM146 94H147V92H146ZM189 94L191 95V96L189 97V99H190L192 96L195 95L194 93H190V92H189ZM193 94H194V95H193ZM135 95H136V94H135ZM154 95H155V94H154ZM164 95H165V94H164ZM169 95H170V94H169ZM182 95H185V94L183 93ZM138 96H139V93H138ZM162 96H163V95H162ZM162 96H161V99H163ZM185 96L187 97V95H185ZM140 97H141V96H140ZM154 97H156V96H153V98H154ZM134 98H137V97L134 96ZM166 98H168V97H166ZM178 98H179V97H178ZM187 98H188V97H187ZM161 99H159V100L161 101ZM171 99H173V98H171ZM192 99H194V98H192ZM133 100H134V99H133ZM135 100H136V99H135ZM135 100H134V101H135ZM154 100H155V99H154ZM169 100H170V99H169ZM181 100H182V99H181ZM181 100H180L181 103L179 102V103L176 105V103L174 104L173 101H168V100L166 101L165 98H164V101H163V102L161 101V105L159 104V107L157 106V108H156V109H157V112H155L156 110H155L154 112H155V113H158L159 115H161V117H162V115H163L164 113H167L168 116L170 115V113H172L171 116H172V118H174V119H177L178 116H180L181 118H184V117L181 116V114H183V112H185V111L183 110V107H184V106H182L183 104H182V101H181ZM190 100H191V99H190ZM146 102H147V100H146ZM152 102H153V101H152ZM155 102H158L157 98H156V101H155ZM260 103H261V102H260ZM150 104H152V103H150ZM154 104H155V103H154ZM186 104H187V103H186ZM192 104H193V102H192ZM248 104H251V103H248ZM255 104H256V103H255ZM257 104H259V103L257 102ZM91 105H92V104H91ZM91 105H90V106L87 105V107H86V108L88 109L89 112H91ZM175 105H176V106H179V107H176ZM246 105H247V104H246ZM261 105H264V103L261 104ZM191 106H192V105H190L189 107H191ZM88 107H89V108H88ZM150 107H151V106H150ZM153 107L155 108V106H153ZM186 107L188 108V106H186ZM186 107H185V108H186ZM196 107H197V106H196ZM196 107L194 106V109H197V108H198V107H197V108H196ZM261 107H262V106H261ZM137 108H139V107H137ZM140 108H141V107H140ZM140 108H139V110L141 111ZM177 108H179V109H177ZM180 108H181V110H180ZM185 108H184V109H185ZM135 109H136V108H135ZM149 109H150V108H149ZM149 109L147 108V111H148ZM152 109H153V108H152ZM200 109H201V106H200ZM202 109H203V108H202ZM145 110H146V109H145ZM153 110H154V109H153ZM198 110H199V109H197V111H198ZM149 111H150V110H149ZM176 111H177L178 113H181V114H178ZM199 111H200V110H199ZM94 112L96 113V117H97V118H98V117L100 118V116H102V113L100 112V110H99L98 108H95V111H94ZM137 112H138V111H137ZM141 112H143V111H141ZM187 112H188V111H187ZM133 113H134V112H133ZM146 113H147V112H146ZM150 113H152V112L150 111ZM191 113H192V112H191ZM191 113L189 112V114H191ZM135 114H136V113H135ZM139 114H140V113H139ZM158 114H154V115H157V117H158ZM167 114H165V115H166V118L168 119ZM186 114H187V113H186ZM186 114H183V116L186 115ZM140 115H141V114H140ZM140 115H139V116H140ZM134 116H135V115H134ZM137 116H138V115H137ZM148 116H149V115H148ZM150 116H151V115H150ZM171 116H169V117L171 118ZM145 117H147V116H145ZM152 117H153V116L150 117V120H151V121H152V119H151ZM99 118H98V119H99ZM136 118H137V117H136ZM138 118H139V117H138ZM163 118H164V116H163ZM166 118H165V120H166ZM178 118H179V117H178ZM187 118H188V117H187ZM197 118H198V117H197ZM211 118H212V117H211ZM134 119H135V118H134ZM158 119L161 120V118H158ZM158 119H157V120H158ZM174 119H173V120H174ZM189 119H190V118H189ZM199 119H200V118H199ZM199 119H198V120H199ZM137 120H138V119H137ZM140 120L142 121L141 118H140ZM148 120H149V119H148ZM150 120H149V122H150ZM163 120H164V119H163ZM168 120H169V119H168ZM181 120H182V123H183V119H181ZM233 120H237V119L234 118ZM0 121H1V120H0ZM145 121H146V120H145ZM158 121H159V120H158ZM176 121H177V120H176ZM155 122H156V121H155ZM159 122H160V121H159ZM163 122H164V121H163ZM168 122H169V121H168ZM173 122H174V121H173ZM186 122H187V121H186ZM191 122H192V121H191ZM138 123L141 124V122H138ZM144 123L146 124V122H144ZM150 123H151V122H150ZM150 123H149V124H150ZM177 123H179V122H177ZM182 123H181V124H182ZM187 123L189 124V122H187ZM192 123H193V122H192ZM196 123H197V122H196ZM246 123H247V122H246ZM156 124H158V123H156ZM179 124H180V123H179ZM179 124H178V127H175V128H176L175 130H178V129H179ZM183 124H184V123H183ZM197 124H198V123H197ZM152 125H153V124H152ZM160 125H162V123H161ZM163 125H164V124H163ZM189 125L191 126V123H190ZM193 125H194V124H193ZM246 125H247V124H246ZM257 125H258V124H257ZM263 125H264V124H263ZM145 126H146V125H145ZM145 126H144V127H145ZM147 126H148V125H147ZM173 126H175V125H173ZM176 126H177V125H176ZM181 126H182V125H181ZM185 126L187 127V125H185ZM194 126H195V125H194ZM154 127H155L154 129H156V125H154ZM164 127H165V125L162 127V129H163ZM167 127H168V126H167ZM167 127H166V129H167ZM191 127L193 128V126H191ZM196 127H197V126H196ZM196 127H195V128H196ZM199 127H200V126H199ZM245 127H247V126H245ZM256 127H257V126H256ZM256 127H255V128H256ZM259 127H260V129H261V125L258 126V128H259ZM177 128H178V129H177ZM195 128H194V130H195ZM197 128H198V127H197ZM253 128H254V127H253ZM258 128H257V129H258ZM141 129H142V128H141ZM157 129H159V128H158V125H157ZM164 129H165V128H164ZM183 129L185 130L186 128H183ZM200 129H201V128H200ZM144 130H145L144 132H143V130H141V131L143 132V133L141 132L142 135L144 134L143 137H142V141H141L142 144H143V146H144V147L142 146V147H143V151H142L141 154L144 153V150H148V151H147L148 154H147V153H146L147 155L144 154V155L147 156V157H145L144 155L139 154V155H138L139 157H138V158L136 157V159H135V163L132 164V162H134V161L131 160L132 162L127 166L126 169L123 170V172H122L123 174H122V177H121L120 182H119V189H118V191H117V192H118V196H117V195L115 196V199H117L116 197H118V199H117L118 201L116 202V203H117V206H115V207L121 208L122 205H125V204H126L127 206H128V204H129V205H133V204H135V203H132V202H131V201H133V199H132L133 196H134V198H135V199H134L135 202H136V199H138V198H136V197H137V196H136V193H137V191L139 192V189H136L137 191H135V188H140V191H141V192L143 191L142 193L145 194V191H144V190H146V188H144V190H141L142 187H145V185L148 184V182L150 183L151 179H152V180L155 179V176L153 175V173L151 174V173H147V172H146V168H147V166H146V162H148L150 159L153 160V158H156L157 161H158V158H159L158 155H159V154H160V158H161V157H165V158L167 157V153H166V156H163V155L161 156V153H158V154L156 153V152H157V151H156V150H157L156 147L159 149V151H160L162 148H164L163 145H162V146H161V145L159 146L158 143L156 144V140H157V139H158L157 141H159V140H163V141H164V140H165V139H164L165 137H163V136L160 135L161 132L158 133L159 130H158L157 133L154 132V134L156 133V135H155V136H156V139H155V138L153 139V136H152V134H153L152 131H154L153 128L150 127V129H148V130H147V128H146V129L144 128ZM151 130H152V131H151ZM187 130H189V129H187ZM241 130H242V129H241ZM255 130H256V129H255ZM155 131H156V130H155ZM167 131H168V130H167ZM173 131H174V130H173ZM197 131H199V130L197 129ZM239 131H240V130H239ZM162 132L165 133L164 130H162ZM175 132H176V131H175ZM181 132H182V131H181ZM199 132H200V131H199ZM205 132H206V131H205ZM242 132L244 133V131H240L241 134H239V133L236 134V132H235L234 134H235L236 137H237L238 134H239V135H244V134L250 133L251 130H250L249 132H245L244 134H243ZM258 132H261V131H260V130H259V131H258V130L255 131V133L258 134V137H259L260 134H261V135L263 134L261 138L259 137L260 139L263 140V139H264V137H263V136H264V133H263L264 131L262 130V132H261L260 134H259ZM188 133H189V131H188ZM201 133H202V132H201ZM154 134H153V135H154ZM161 134H162V133H161ZM166 134H167V133H165V135H166ZM171 134H172V133H171ZM184 134H185V133H184ZM196 134H197V133H196ZM204 134H205V133H204ZM139 135H140V134H139ZM177 135H178V134H176V136H177ZM188 135H189V134H188ZM194 135H195V134H194ZM231 135H232V134H231ZM200 136H201V135H200ZM167 137H168V136H167ZM189 137H190V136H189ZM192 137H193V136H191L190 139H192ZM195 137H196V136H195ZM206 137H207V136H206ZM236 137H235V138H236ZM238 137L241 138V139L244 138V136H243V137L238 136ZM245 137H246V136H245ZM177 138H178V137H177ZM177 138H175V139H177ZM193 138H194V137H193ZM235 138H234V135H232L231 138H230V139H232V141H230V143L233 142V140H235ZM236 139L238 140V138H236ZM241 139H240V140H241ZM253 139H254V138H253ZM256 139H257V137H256ZM199 140H200V138H199ZM257 140H259V139H257ZM165 141H166V140H165ZM168 141H169V139H168ZM168 141H167V142H168ZM173 141H174V140H173ZM176 141H177V140H176ZM178 141H180V140H178ZM178 141H177V142H178ZM187 141H188V140H187ZM191 141H192V140H190V141H188V142L192 143ZM235 141H236V140H235ZM159 142H162V141H159ZM182 142H184L183 139H182ZM196 142H199V141H196ZM170 143H171V142H170ZM170 143L168 142V143H166V144L172 146ZM174 143H175V142H174ZM190 143H189V144H190ZM262 143L264 144V140H263ZM155 144H156V145H155ZM163 144H164V143H163ZM166 144H164V146H166ZM198 144L201 145L200 142H199ZM240 144H241V143H240ZM263 144L260 145L262 148H261V147H259V148L257 147V149H256V148H255L256 146H255L254 148H253V147H252V148H253V149H256V150H258V149L261 148V149L263 150V149H264V148H263V147H264ZM157 145H158L160 148H159ZM187 145H188V144H187ZM187 145H186V146H187ZM228 145H229V143H228ZM231 145H232V144H231ZM231 145H229V146H231ZM238 145H239V144H238ZM238 145H237V146H238ZM174 146H176V145H174ZM190 146H191V144H190ZM239 146H240V145H239ZM176 147H177V146H176ZM168 148L170 149V147L167 146V149H168ZM187 148H188V146H187ZM187 148H185V149H187ZM189 148H190V147H189ZM191 148H192V147H191ZM202 148H203V147H202ZM177 149H178V148H177ZM199 149H200V148H199ZM253 149H251V147H250V150L253 151ZM164 150H165V149H164ZM171 150H174V147H173ZM189 150H191V149H189ZM189 150H188V152L185 150V152H187L188 154H189L190 152L192 153V150H191L190 152H189ZM196 150H197V149H196ZM245 150H248V149H245ZM245 150H244V151H245ZM262 150H258V152L260 151L259 153H257V152L255 151L254 154H259V155H260L259 158H264V157H261V155H262V156L264 155V153L261 152ZM166 151H167V150H165V152H166ZM181 151H182V150H181ZM263 151H264V150H263ZM145 152H146V151H145ZM160 152H162V153L164 154L163 150L160 151ZM176 152H177V150H176ZM185 152H184V153H185ZM171 153H173V151H171ZM178 153H180V152L173 153V158H172V160H174V161H178V159H179L180 157L178 158V157L174 156V154L177 155ZM184 153H183V154H184ZM202 153H203V152H202ZM241 153H242V152H241ZM245 153H246V152H244V153H242V154H243V155H249V154H245ZM247 153L253 154V152H250V151H248ZM261 153H262V154H261ZM181 154H182V152H181ZM181 154H179V156H180ZM239 154H240V153H238V155H239ZM242 154L240 155L241 157H238V156H237L239 159H238V158L236 159V160H238V161L240 162V164H242V163L245 162V161L250 160V159H249L250 156H249V157L247 156L246 158H245V156H244L245 159L242 160V158H243V157H242ZM254 154L252 155V157H253V159H254V156H255L254 161L256 160L255 162H257V163H255L254 161H252V157H250V158H251L250 163H251V161H252L253 163H255V165H259V166L261 165V166H262V164H264V163L258 162V160H257V158H258L259 155H254ZM131 155H132V153H131ZM155 155H157V156H155ZM185 155H186V154L182 155L181 157H183V156H185ZM202 155H203V154H201L200 156L203 157ZM236 155H237V154H236ZM133 156H134V155H133ZM154 156H155V157H154ZM169 156L172 157V155H169ZM169 156H168V157H169ZM188 156H189V155H188ZM188 156H186V157L188 158ZM191 156H192V155H191ZM256 156H257V157H256ZM157 157H158V158H157ZM174 157H176V158H178V159L175 158V159H176V160H175ZM130 158H131V157H130ZM165 158H164V161H167V160H166L167 158H166V159H165ZM183 158H184V157H183ZM205 158H206V157H205ZM233 158H234V157H233ZM235 158H236V157H235ZM240 158H241V159H240ZM247 158H248V160H247ZM156 159H154V160H156ZM169 159H170V158H169ZM184 159H185V158H184ZM189 159H190V158H189ZM189 159H187L188 162H189ZM191 159H192V157H191ZM193 159H195V158H193ZM198 159H200V158H198ZM201 159H202V158H201ZM162 160H163V158H162ZM162 160H160L161 166H162V163L164 162V161L161 162ZM172 160H170V161H172ZM181 160L183 161V159H181ZM181 160H179L178 162L180 163ZM240 160H241V161H240ZM174 161H173V162H174ZM182 161H181V162H182ZM195 161H196V160H195ZM233 161H234V159H233ZM242 161H243V162H242ZM259 161H263V162H264V159H260ZM149 162H150V161H149ZM154 162H155V161H154ZM184 162H186V160H184ZM192 162H193V161H192ZM196 162H197V161H196ZM196 162H195V164H196ZM225 162H227V163H225ZM228 162H230V163H228ZM239 162H238V163L234 162L235 164H233V165H234L235 167L237 166V168H234L235 170H237L238 167L240 166V165H238ZM152 163H153V161H152ZM164 163H165V162H164ZM168 163H169V162H168ZM179 163H177V165H175V168L178 167ZM186 163H187V162H186ZM200 163H201V162H200ZM200 163H199V165H200ZM207 163H208V162H207ZM219 163H220V164H217V165L215 166L216 170H218V171H219V170H224L225 168H227L228 170H229L230 168H233V165H232V163H231V160H230V161H224V162H222V164H221V161H219ZM247 163H248V162H247ZM253 163H251V164H253ZM260 163H261V164H260ZM172 164H173V163L170 164V168H171V165H172ZM188 164H189V163H188ZM243 164H244V163H243ZM243 164H242L241 166L244 167ZM155 165H157V164H155ZM165 165H166V164H165ZM167 165H168V164H167ZM185 165H186L185 163L181 164V166H183V167H182V170H183V168H185ZM210 165H211V164H210ZM212 165H213V164H212ZM245 165H246V164H245ZM158 166H159V165H158ZM163 166H164V165H163ZM173 166H174V164H173ZM176 166H177V167H176ZM197 166H198V165H197ZM148 167H149V169L151 168V166L149 165V163H148ZM156 167H157V166H156ZM194 167H195V166H194ZM163 168H164V167H163ZM163 168H162V169H163ZM170 168H168V169H170ZM190 168H191V167H190ZM240 168H242V167H239V169H240ZM147 169H148V168H147ZM156 169H157V168H156ZM158 169H159V168H158ZM158 169H157V170H158ZM165 169H167V168H165ZM179 169H181V168H179ZM197 169H200V168H197ZM173 170H174V169H171V170H170L171 173H172V175H173V173H175V170H176V169L174 170V172H173ZM182 170H181V172H182ZM184 170H185V169H184ZM184 170H183V171H184ZM186 170H187V169H186ZM190 170H191V169H190ZM235 170H234V171H235ZM151 171H152V170H151ZM177 171H178V170H176V173H177V174H175V175H178V174H179ZM197 171H198V170H197ZM199 171H200V174H201V169H200ZM199 171H198V172H199ZM240 171H241V170H240ZM240 171H239V172H240ZM154 172H155V171H154ZM158 172H160V170H159ZM164 172H166V171L163 170V173H164ZM185 172H186V171H185ZM185 172H184V173H185ZM155 173H156V172H155ZM155 173H154V174H155ZM166 173H168V172H166ZM171 173H170V174H171ZM256 173H257V172H256ZM164 174H165V173H164ZM164 174H163L164 177L162 176V178L167 177V174H165V175H164ZM168 174H169V173H168ZM180 174H181V173H180ZM188 174H189V173H187V175H188ZM206 174H207V173H206ZM151 175H153V176H151ZM157 175H158V173L156 174V176H157ZM159 175H160V174H159ZM159 175H158V176H159ZM175 175H173V176L176 177ZM196 175H197V174H196ZM256 175H257V174H256ZM263 175H264V174H263ZM182 176H184V175H182ZM191 176H192V175H191ZM191 176H190V180H189V178H188V179L186 178L187 181L189 180V182H188L189 184L193 182V180L191 179V178H192ZM198 176H199V175H198ZM198 176H197V177H198ZM200 176H201V175H200ZM253 176H254V174H253ZM151 177H152V178H151ZM153 177H154V179H153ZM168 177H169V175H168ZM168 177H167V178H168ZM177 177H179V176H177ZM187 177H188V176H187ZM162 178H161V180H162ZM167 178H165V179H163V180L165 181ZM172 178H173L172 176L169 178V180L171 181V183H172V184L175 183V184L177 185V184L179 183V180H180V179L175 178V180H174V178H173V180H171ZM179 178H180V177H179ZM181 178H182V177H181ZM255 178H256V177H255ZM177 179H178V182H177V183L174 182V181H177ZM186 179H184V180L186 181ZM194 179H196V176H195ZM251 179H252V178H251ZM157 180H158V179H157ZM181 180H182V179H181ZM248 180H249V179H248ZM263 180H264V179H263ZM164 181H163V182H164ZM170 181H169V182L166 181V182H167L168 184H170ZM185 181H183L182 183L180 182L181 185H179L180 183L178 184L180 189H181V187H182V184H185V183H184ZM191 181H192V182H191ZM233 181H234V180H233ZM254 181L256 182V180H254ZM153 182H155V181H153ZM156 182H157V181H156ZM159 182H160V181H159ZM188 183H187V184H188ZM194 183H195V181L193 182V185H196V184H194ZM201 183H202V182H201ZM234 183H235V182H234ZM253 183H254V182H253ZM253 183H252V184H253ZM152 184H153V183H150L151 186H152ZM159 184L161 185V182H160ZM175 184H174V187H173V188H175V186H176ZM189 184H188V185H189ZM155 185L158 186V184H155ZM160 185H159V186H160ZM162 185H165V182L162 183ZM193 185H192V184L190 185V191H189L188 194H190V192H191V186H192V188H195V186L193 187ZM197 185H198V184H197ZM197 185H196V187H197ZM201 185H202V184H201ZM221 185H222V184H221ZM233 185H234V184H233ZM245 185H246V184H245ZM256 185H257V184H256ZM151 186H150V188H151ZM153 186H154V184H153ZM156 186H155V187H156ZM172 186H173V185H172ZM204 186H205V185H204ZM228 186H229V184H228ZM260 186H261V185H260ZM146 187H147V186H146ZM168 187L171 188L170 190L173 189V188L171 187V185L168 186ZM184 187H186V189L184 190V189L182 188V189L180 190V194L178 193L181 197H179V196H177V195H176V197H175V196L173 197V195H172V197H167V199H169V200L171 201L170 203H172V205H173V204L175 205V204L177 203L178 200H179V201H182V200L185 201L184 198H186V199L189 198V195L186 193V190H187V189L189 190V188H188V186H185V185H184ZM216 187H217V186H216ZM262 187H263V186H262ZM148 188H149V187H148ZM148 188H147V189H148ZM150 188H149V190H150ZM166 188H167V186H164V187L161 188V189H160V187H159V188H156V190H155V188H154V190H155L156 192H158V193H160V194H164V197H163V196L161 197L162 203H163V201L166 199V197H165ZM198 188H201V186L198 185ZM198 188H195V190H196V189L198 190ZM205 188H206V186H205ZM167 189H168V188H167ZM177 189H178V188L176 187V190H177ZM206 189H207V188H206ZM215 189H216V188H215ZM215 189H214V190H215ZM230 189H231V188H230ZM261 189H262V188H261ZM182 190H183V192H181ZM188 190H187V192H188ZM195 190H194V191H195ZM197 190H196V191H197ZM200 190H201V189H200ZM200 190H198V191H200ZM243 190H244V188H243ZM258 190H259V189H258ZM258 190H256V191H258ZM167 191H168V190H167ZM173 191H174V190H172V192H173ZM212 191H213V190H212ZM134 192H135V193H134ZM150 192H151V191H150ZM177 192H178V190H177ZM177 192H176V194H177ZM192 192H193V190H192ZM192 192H191V194H193ZM205 192H206V191H205ZM152 193H155V192H152ZM152 193L150 194L151 196H153ZM169 193H170V192H169ZM185 193H186V197H184L183 199H180V198H182V197L185 195ZM198 193H199V192H198ZM219 193H220V192H219ZM223 193H224V192H223ZM139 194H140V192H139L137 195H139ZM146 194H147V193H146ZM155 194H156V193H155ZM166 194H167V193H166ZM173 194H174V192H173ZM191 194H190V195H191ZM199 194H200V193H199ZM212 194H213V193H212ZM220 194H221V193H220ZM256 194H258V193H256ZM263 194H264V193H263ZM142 195H143V194H142ZM142 195H141V196H142ZM195 195H197V194H195ZM201 195H203V194H201ZM204 195H205V194H204ZM204 195H203V197H205ZM258 195H260V193H259ZM147 196H149V195L147 194ZM151 196H150V197H151ZM156 196L158 197V195H156ZM166 196H169V194H167ZM187 196H188V197H187ZM191 196H193V195H191ZM199 196H200V195H199ZM242 196H243V195H242ZM245 196H246V195H244L243 198H246V197H247V196H246V197H245ZM261 196H263V195H261ZM131 197H132V198H131ZM138 197H139V196H138ZM153 197H154V196H153ZM153 197H151V198H153ZM178 197H179V199H178ZM214 197H215V196H214ZM216 197H217V194H216ZM216 197H215V198H211L210 200H212V202L216 201V202L219 203L222 199L219 198V200L221 199V200L219 201V200H216V199H217ZM143 198H146V197H143ZM159 198H160V197H158V199H159ZM196 198H197V197H196ZM206 198H207V197H206ZM224 198H225V197H224ZM238 198H239V197H236L235 199H238ZM243 198H240V200L243 199ZM247 198H248V197H247ZM252 198H254V197H251V199H252ZM259 198L262 199V197H259ZM115 199H114V201H115ZM129 199H130V201H129ZM131 199H132V200H131ZM167 199H166V200H167ZM226 199H227V198H225L224 200H226ZM255 199H257V198H255ZM255 199L253 200V201H254V203H253L254 205H255ZM148 200H149V198H148ZM153 200L155 201L154 198H153ZM247 200H248V199H247ZM257 200H258V199H257ZM257 200H256V201H257ZM141 201H142V203H143V199H142ZM144 201H145V200H144ZM151 201H152V200H151ZM158 201H159V200H158ZM179 201H178V202H179ZM196 201H198V200H196ZM226 201H227V200H226ZM242 201H244V200H242ZM208 202H209V201H208ZM239 202H240V201H239ZM262 202H263V201H262ZM262 202H261V203H262ZM113 203H114V202H113ZM116 203H114V205H115ZM130 203H131V204H130ZM152 203H153V202H152ZM156 203H157V202H156ZM162 203H161V204H162ZM170 203H169V204H170ZM179 203H180V202H179ZM193 203H194V202H193ZM193 203H192V204H193ZM218 203H217V204H218ZM257 203H258V201L256 202V204H257ZM138 204L140 205L141 203H140V201L137 200L136 206H137ZM147 204H148V203H147ZM164 204H166V206H167V203H166V202H165ZM190 204H191V203H190ZM211 204H212V203H211ZM139 205H138V207H141V206H139ZM144 205H145V204H144ZM150 205H151V204H150ZM154 205H155V204H154ZM183 205L186 206V207L188 208L187 205H185V204H183ZM206 205H207V204H206ZM244 205H245V204H244ZM244 205H243V206H244ZM246 205H247V204H246ZM248 205H249V204H248ZM258 205H259V204H258ZM148 206H149V204H148ZM158 206H159V205H158ZM158 206H155V208H157ZM168 206H169V205H168ZM168 206H167V207H168ZM170 206H171V205H170ZM209 206H210V204L208 205V207H209ZM211 206H212V205H211ZM220 206H221V205H220ZM231 206H232V205H230V207H231ZM3 207H4V206H3ZM138 207H137V209H138ZM164 207H165V206H164ZM167 207H166V212H168V211H167ZM172 207H173V206H172ZM172 207H171V208H172ZM186 207H181V208H179V210H178V215H179V214H184V213L186 214V213L189 211V208H188V210H187ZM208 207H207V208H208ZM228 207H229V206H228ZM248 207H249V206H248ZM254 207L257 208L258 206H254ZM254 207H253V208H254ZM122 208H124V209L126 210V206H124V207H122ZM133 208H134V209H132V210H131V209H130V210L127 209V211L129 210L128 212L133 213V212H134L133 210H135V207H133ZM153 208H154V207H153ZM212 208H214V207H212ZM212 208H211V209H212ZM216 208H217V206H216ZM237 208H238V207H237ZM237 208H236V209H237ZM246 208H247V207H246ZM137 209H136V210H137ZM143 209H144V208H143ZM169 209H170V208H169ZM224 209H226V208H224ZM258 209H259V207H258ZM138 210H140V209H138ZM138 210H137V211H138ZM141 210H142V209H141ZM141 210H140V211H141ZM149 210H150V209H148V212H149ZM153 210L155 211V209H153ZM194 210H195V209H194ZM209 210H210V209H209ZM226 210H227V209H226ZM237 210H238V209H237ZM240 210H241V209H240ZM240 210H239V213H240ZM146 211H147V207H146ZM158 211H159V210H158ZM158 211H157V212H158ZM160 211H161V210H160ZM211 211H212V210H211ZM249 211H252V209L249 210ZM125 212H126V211H125ZM151 212H152V211H151ZM155 212H156V211H155ZM169 212H170V211H169ZM213 212H214V211H212V213H213ZM222 212H223V211H222ZM259 212H260V211H259ZM131 213H129V214H131ZM139 213H140V215H141V212H139ZM145 213H146V212H145ZM158 213H159V212H158ZM158 213H156L157 219L161 221L160 217L158 218V215H157ZM160 213H161V212H160ZM196 213H197V212H196ZM198 213H199V212H198ZM198 213H197V214H198ZM234 213L236 214V212H234ZM239 213H238V214H239ZM241 213H242V210H241ZM241 213H240V214H241ZM262 213H263V212H261L260 215H262ZM148 214H149V213H148ZM161 214H162V213H161ZM163 214H164V213H163ZM199 214H200V213H199ZM214 214H215V212L213 213V215H214ZM216 214H217V212H216ZM249 214H250V213H249ZM251 214H252V213H251ZM253 214H254V213H253ZM263 214H264V213H263ZM133 215H134V216L136 215V211H135V213H134ZM133 215H130V216L128 215V216H129V217L132 216L133 220H135L134 218H136V217H138V216H135V217H134ZM138 215H139V214H138ZM143 215H144V213H143ZM152 215H153V213H152ZM213 215H212V216H213ZM220 215H221V214H220ZM227 215H228V214H227ZM241 215L243 216V214H241ZM260 215H259V216H260ZM128 216H127V217H128ZM146 216H147V214H146ZM149 216H150V215H149ZM165 216H166V215H165ZM199 216H200V215H199ZM216 216H217V215H216ZM230 216L232 217V215H230ZM233 216H235V215H233ZM237 216H238V215H237ZM242 216H241V217H242ZM139 217H140V216H139ZM143 217H144V216H143ZM150 217H152V216H150ZM196 217H197V216H196ZM213 217H214V216H213ZM238 217H239V216H238ZM241 217H240V220H241ZM141 218H142V217H141ZM144 218H145V217H144ZM147 218H148V217H147ZM153 218H155V217H153ZM153 218H152V219H153ZM164 218H165V217H164ZM197 218H199V217H197ZM200 218H202V220L205 219V218H203V217H200ZM200 218H199V219H200ZM214 218H215V217H214ZM233 218H234V217H233ZM252 218H253V216H252ZM252 218H251V219H252ZM261 218H262V216H261ZM138 219H139V218H138ZM207 219H208V218H207ZM249 219H250V218H249ZM140 220H141V219H140ZM149 220H150V219H148V222H149ZM153 220H154V219H153ZM162 220H163V218H162ZM195 220H196V219H195ZM202 220L200 219L199 221H202ZM236 220H237V219H236ZM263 220H264V219H263ZM135 221H137V223L139 222L138 220H135ZM163 221H164V220H163ZM204 221H205V220H204ZM208 221H209V220H208ZM257 221H258V220H257ZM260 221H261V220H260ZM126 222H127V221H126ZM156 222H157V221H156ZM156 222H155V223H156ZM197 222H198V221H197ZM232 222H233V219H232ZM254 222H255V221H254ZM133 223H134V222H133ZM133 223H131L132 226H133ZM141 223H143V222H141ZM144 223L146 224V222H144ZM159 223H160V222H159ZM159 223H158V224H159ZM204 223H205V222H204ZM216 223H217V222H216ZM229 223H230V222H229ZM135 224H136V223H135ZM152 224H154V223H152ZM202 224H203V223H200V224L198 223V227H197V229L195 230L196 233H197L198 231H202V230H203V228H204L203 226H204V225H202ZM230 224H231V223H230ZM137 225H138V224H136V226H137ZM162 225H163V224H162ZM162 225H161V226H162ZM231 225H232V224H231ZM250 225H251V224H250ZM253 225H254V224H253ZM141 226H142V225H141ZM158 226H159V225H157V227H158ZM161 226H160V227H161ZM163 226H164V225H163ZM166 226H167V228H168V225H167V224H166L164 227H166ZM210 226H211V224H210ZM221 226H222V225H221ZM221 226H220V227H221ZM240 226H241V225H240ZM248 226H249V225H248ZM147 227H148V225H147ZM147 227H146V228H147ZM202 227H203V228H202ZM246 227H247V226H246ZM252 227H253V226H252ZM254 227H255V228L257 227V229H258V226H254ZM130 228H131V227H130ZM134 228H136V227L133 226V229H134ZM144 228H145V227H144ZM146 228H145V229H146ZM150 228H151V227H150ZM201 228H202V229H201ZM218 228H219V227H218ZM224 228H225V227H224ZM231 228H232V226H231ZM237 228H238V227H237ZM248 228H249V227H248ZM250 228H251V227H250ZM137 229H138V228H137ZM145 229H143V230H145ZM152 229H153V228H152ZM156 229H158V228H156ZM163 229H164V228H163ZM165 229H166V228H165ZM200 229H201V230H200ZM210 229H211V228H210ZM212 229H213V228H212ZM212 229H211V230H212ZM232 229H233V228H232ZM252 229H253V228H252ZM127 230L129 231L128 228H127ZM131 230H132V229H131ZM131 230H130V231H131ZM211 230H210V231H211ZM233 230H234V229H233ZM236 230H237V229H236ZM236 230H235V231H236ZM149 231H150V230H149ZM205 231H206V230H205ZM242 231H243V229H242ZM157 232H158V230H157ZM203 232H204V231H203ZM206 232H207V231H206ZM224 232H225V231H224ZM233 232H234V231H233ZM233 232H232V233H233ZM243 232H247L246 229H245V231H243ZM248 232H249V230H248ZM248 232H247V233H248ZM254 232H255V231H254ZM131 233H133V232H131ZM142 233H143V232H142ZM152 233H153V232H152ZM158 233H160V229H159V232H158ZM196 233H195V234H196ZM201 233H202V232H201ZM212 233H213V232H212ZM247 233H246V234H247ZM147 234H148V233H147ZM199 234H200V232H199ZM214 234H215V233H214ZM216 234H217V232H216ZM234 234H235V233H234ZM239 234H240V233H239ZM260 234H262V233H260ZM136 235H137V234H136ZM139 235H142V234L139 233ZM196 235H197V234H196ZM196 235H195V236H196ZM203 235H204V234H203ZM217 235H218V234H217ZM152 236H153V235H152ZM195 236H194V237H195ZM198 236H199V235H198ZM201 236H202V234H201ZM218 236H220V235H218ZM249 236H250V235H249ZM132 237H133V236H132ZM136 237H138V236H136ZM136 237L134 236V238H136ZM139 238H140V237H139ZM199 238H200V237H199ZM143 239H144V238H143ZM143 239H142V240H143ZM137 240H138V238H137ZM226 240H227V239H226ZM254 240H255V239H254ZM262 240H263V239H262ZM138 241H139V240H138ZM191 241H192V240H191ZM220 241H221V240H220ZM259 241H260V239H259ZM152 242H153V241H152ZM186 242H187V241H186ZM192 242H193V241H192ZM252 242H253V241H252ZM140 243H141V241H140ZM188 243H190V242H188ZM194 243H195V242H194ZM260 243H261V242H260ZM195 244H196V243H195ZM223 244H225V243H223ZM227 244H228V243H227ZM235 244H236V243H235ZM252 244H253V243H252ZM135 245H137V244H135ZM138 245H139V244H138ZM138 245H137V246H138ZM185 245H186V244H185ZM192 245H193V244H192ZM196 245H197V244H196ZM257 245H258V244H257ZM133 246H134V245H133ZM182 246H183V245H182ZM194 246H195V245H193V247H194ZM198 246H199V245H198ZM195 247H196V246H195ZM201 248H202V247H201ZM232 248H233V247H232ZM232 248H231V249H232ZM242 248H243V247H242ZM252 248H253V246H252ZM178 249H179V248H178ZM178 249H177V250L175 249V251H178ZM180 249H181V247H180ZM187 249H188V248H187ZM190 249H191V251H192V246H191ZM190 249H189V250H190ZM259 249H260V248H259ZM133 250H134V249H133ZM170 250H171V249H170ZM170 250L167 251V253H168V252L170 253ZM189 250H187V251H189ZM200 250L202 251V249H200ZM200 250H199V251H200ZM203 250H204V249H203ZM227 250H228V249H227ZM173 251H174V249L171 251L172 253H170L172 256H173L174 253H176V252H173ZM187 251H186V252H187ZM194 251H195V250H194ZM208 251H209V250H208ZM179 252H180V251H179ZM179 252H177V256H181V255H178V254H180ZM183 252H184V250H183ZM183 252H182V255L185 254V252H184V253H183ZM167 253H166V254H167ZM192 253H194V252H192ZM192 253L188 252V258H189V257H192V256H189V255H191ZM199 253H200V252H199ZM203 253H204V252H203ZM209 253H210V252H209ZM157 254H158V253H157ZM161 254H162V253H161ZM161 254H158V258L155 257V256H154V258L162 259V258L159 257V256H162ZM166 254H163V257H165ZM170 254L167 255V256H168L167 258H169V259H170V257H169ZM186 254H187V253H186ZM200 254H201V253H200ZM200 254H199V255H200ZM251 254H252V253H251ZM174 255H176V254H174ZM203 255H204V254H203ZM203 255H202V256H203ZM221 255H222V254H220V257H221ZM172 256H171V257H172ZM183 256H184V255H183ZM258 256H259V255H258ZM173 257H175V256H173ZM185 257H186V255H185L183 258H185ZM196 257H197V256H196ZM200 257H201V255H200ZM210 257H211V256H210ZM234 257H235V256H234ZM243 257H244V256H243ZM247 257H248V256H247ZM260 257H261V256H260ZM176 258H177V257H176ZM204 258H206V257H204ZM250 258H251V257H250ZM148 259H149V258H148ZM165 259H166V258H165ZM172 259H173V258H172ZM172 259H171V260H172ZM174 259H175V258H174ZM193 259H195V257H194ZM233 259H234V258H233ZM244 259H246V258H244ZM247 259H248V258H247ZM144 260H145V258H144ZM150 260H153V261H154V259H152V256H150ZM162 260H163V259H162ZM180 260H182V259L180 258ZM206 260H207V258H206ZM206 260H205V261H206ZM177 261H178V260H177ZM190 261H191V260H190ZM201 261H202V260H201ZM144 262H147V261H144ZM148 262H149V261H148ZM150 262H151V261H150ZM158 262H161V261L159 260ZM174 262H175V261H174ZM184 262H185V261H184ZM184 262H183V263H184ZM233 262H234V261H233ZM244 262H245V261H244ZM248 262H249V261H248ZM260 262H261V261H260ZM176 263H177V262H176ZM180 263H182V261H181ZM180 263H179V264H180ZM186 263H187V261H186ZM188 263H190V262H188ZM192 263H193V262H192ZM192 263H191V264H192ZM194 263H195V262H194ZM194 263H193V264H194ZM201 263H202V262H201ZM230 263H231V262H230ZM150 264H152V263H150ZM165 264H166V263H165ZM168 264H169V263H168Z\"/></svg>",
    "mask_w": 264,
    "mask_h": 264
},
{
    "label": "water",
    "instance_id": "4",
    "mask_svg": "<svg viewBox=\"0 0 264 264\" xmlns=\"http://www.w3.org/2000/svg\"><path fill=\"white\" fill-rule=\"evenodd\" d=\"M55 19H57V20H71V21H85V22H90L89 20H81V19H68V18H55Z\"/></svg>",
    "mask_w": 264,
    "mask_h": 264
}]
</instances>
